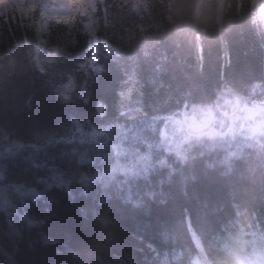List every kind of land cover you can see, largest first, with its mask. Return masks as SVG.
Returning a JSON list of instances; mask_svg holds the SVG:
<instances>
[{
    "label": "clouds",
    "instance_id": "obj_1",
    "mask_svg": "<svg viewBox=\"0 0 264 264\" xmlns=\"http://www.w3.org/2000/svg\"><path fill=\"white\" fill-rule=\"evenodd\" d=\"M262 11L0 0V264H22L24 241L59 244L46 232L65 200L96 228L73 264H264ZM237 51L260 53L258 76L233 71ZM40 100L57 118L14 126ZM202 179L215 198L193 195ZM154 205L169 215L129 232L139 259L122 258L120 219Z\"/></svg>",
    "mask_w": 264,
    "mask_h": 264
},
{
    "label": "trees",
    "instance_id": "obj_2",
    "mask_svg": "<svg viewBox=\"0 0 264 264\" xmlns=\"http://www.w3.org/2000/svg\"><path fill=\"white\" fill-rule=\"evenodd\" d=\"M199 15V6H197V16ZM261 19L264 20V11L261 12ZM258 51L249 52L247 56H242L237 51L234 53L235 67L233 71L240 72L247 70L250 75L258 76L259 70ZM247 66L245 69L244 66ZM168 78L165 77V80ZM2 114V111H0ZM58 110L50 102L40 100L38 107L31 113L8 114V118L14 126L21 130H26L33 122L51 123L58 116ZM193 195L207 194L212 198L216 196V190L209 180L202 179L193 188ZM169 215V210L156 207L152 208L151 215L145 216L143 213L133 216H124L120 219L118 237L121 241L120 246L115 249L118 254L125 259H139V252L136 251V241L129 238V232H135L137 235L144 233L146 225L151 222L153 225L157 219ZM35 235V232L33 233ZM46 235L50 240H60L59 244H48L41 246L37 243L34 249L27 247V241L21 243L20 259L22 264H73L69 258V248L79 247L90 241L96 235V228L90 220L86 221L80 218L76 210L63 201L53 222L49 225ZM39 239V237H37ZM57 251L63 255H57ZM118 264V262H113Z\"/></svg>",
    "mask_w": 264,
    "mask_h": 264
}]
</instances>
